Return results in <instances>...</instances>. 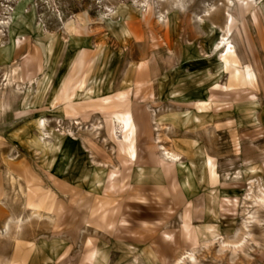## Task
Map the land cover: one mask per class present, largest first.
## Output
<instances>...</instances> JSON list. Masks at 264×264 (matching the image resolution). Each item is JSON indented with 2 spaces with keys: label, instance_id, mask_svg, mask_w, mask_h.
Instances as JSON below:
<instances>
[{
  "label": "rangeland",
  "instance_id": "1",
  "mask_svg": "<svg viewBox=\"0 0 264 264\" xmlns=\"http://www.w3.org/2000/svg\"><path fill=\"white\" fill-rule=\"evenodd\" d=\"M263 198L264 0H0V264H264Z\"/></svg>",
  "mask_w": 264,
  "mask_h": 264
},
{
  "label": "bare ground",
  "instance_id": "2",
  "mask_svg": "<svg viewBox=\"0 0 264 264\" xmlns=\"http://www.w3.org/2000/svg\"><path fill=\"white\" fill-rule=\"evenodd\" d=\"M160 1H162L163 2V0H160ZM179 1V0H178ZM210 16V15H209ZM227 36V35H226ZM226 36H224V39L222 40V43L219 45V48H221V49H224L225 48V50H226V48L227 47H231V44H230V42H229V39H226ZM231 49V48H230ZM220 50V49H219ZM231 51V50H230ZM227 54V53H226ZM167 155V158L168 159H170V160H172V161H174V162H178L180 159H179V156L178 155H176V154H174V153H171V152H169V153H167L166 154ZM263 202H264V198L263 199H261ZM191 258H193L192 256H191ZM181 260L182 259H180L176 264H181L180 262H181Z\"/></svg>",
  "mask_w": 264,
  "mask_h": 264
}]
</instances>
